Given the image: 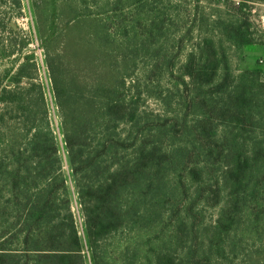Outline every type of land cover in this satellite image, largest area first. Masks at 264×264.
I'll return each instance as SVG.
<instances>
[{
  "label": "trees",
  "instance_id": "trees-1",
  "mask_svg": "<svg viewBox=\"0 0 264 264\" xmlns=\"http://www.w3.org/2000/svg\"><path fill=\"white\" fill-rule=\"evenodd\" d=\"M236 1L241 18L223 37L264 45L248 5L264 0ZM32 9L83 236L32 39L6 10L0 60L17 59L0 71V264H264L243 247L264 220V71L234 75L204 38L152 113L151 89L127 86L140 48L125 27L110 30L86 0Z\"/></svg>",
  "mask_w": 264,
  "mask_h": 264
},
{
  "label": "rangeland",
  "instance_id": "rangeland-1",
  "mask_svg": "<svg viewBox=\"0 0 264 264\" xmlns=\"http://www.w3.org/2000/svg\"><path fill=\"white\" fill-rule=\"evenodd\" d=\"M61 0H55L59 4ZM79 1V0H78ZM89 5H96V14L100 15L102 23L110 30L116 31L121 25L128 31L138 44L140 52L135 60V67L131 70L127 86L133 82L148 87L150 93L142 108L152 113H161V92L165 93L172 82L180 75L179 68L187 59L188 54L204 38L213 39L219 49L225 52L226 59L234 75L245 70L261 69L264 71V45H245L235 47L223 37L229 22L241 18L236 0H86ZM21 7L12 0H0V14L7 10L13 20L10 27L18 30L23 40L27 35L31 38L26 53L33 52L37 57L40 75L44 83L49 121L55 132L56 142L62 163V170L67 182L72 202V211L81 236H83V218L77 201L76 190L68 162L63 136L59 128V118L47 77L43 61V52L38 38L35 17L32 9V0H20ZM14 3V7H12ZM249 3V2H248ZM247 3V4H248ZM253 17L249 16L250 30L254 33L257 42H264V3L263 1L250 2ZM109 11V14L106 13ZM107 15V16H106ZM109 18V19H108ZM23 32V33H22ZM27 34V35H26ZM19 47V46H18ZM17 58L0 60V71L9 69ZM158 62L160 72H150L151 65ZM16 64V63H15ZM169 67V68H168ZM175 67V68H174ZM155 88L159 90L152 95ZM160 93V94H159ZM216 212L213 209L206 211V221H210ZM264 220L258 229V238L255 241L245 240L243 247L246 253L258 254L264 260ZM87 261L89 255L86 253ZM90 264V263H89Z\"/></svg>",
  "mask_w": 264,
  "mask_h": 264
},
{
  "label": "built area",
  "instance_id": "built-area-1",
  "mask_svg": "<svg viewBox=\"0 0 264 264\" xmlns=\"http://www.w3.org/2000/svg\"><path fill=\"white\" fill-rule=\"evenodd\" d=\"M263 21H264V19H263Z\"/></svg>",
  "mask_w": 264,
  "mask_h": 264
}]
</instances>
